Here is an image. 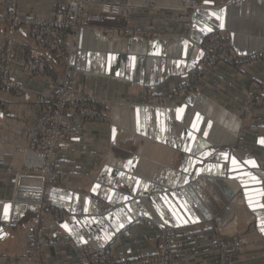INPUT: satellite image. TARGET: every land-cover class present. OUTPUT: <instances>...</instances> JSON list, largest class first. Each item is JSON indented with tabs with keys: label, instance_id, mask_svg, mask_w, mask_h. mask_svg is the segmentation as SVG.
<instances>
[{
	"label": "crops",
	"instance_id": "1",
	"mask_svg": "<svg viewBox=\"0 0 264 264\" xmlns=\"http://www.w3.org/2000/svg\"><path fill=\"white\" fill-rule=\"evenodd\" d=\"M63 2L19 0L18 12L52 18ZM130 2V20L110 15L103 23L111 34L81 30L74 74L79 92L110 101L115 124L87 121L75 127L70 146L57 157L58 186L48 194L40 176L0 172V264H25L41 200L64 212L47 229L43 264H76L87 243L105 246L121 260L154 254L161 223L175 228L189 255L176 264H219L212 247L215 228L224 234L261 230L264 112L251 126L241 109L246 95L255 92L252 81L264 84V58L241 72L217 64L199 82V94L175 108L143 106L146 88L169 94L200 65L202 52L178 34L182 24L172 9L179 0ZM7 8L0 5V12ZM227 29L237 52L264 49V0H203L192 38L201 42L208 33ZM8 37L15 41L14 73L30 91L16 96L0 89V156L29 165L39 162L29 144L41 113L32 106L36 92L49 85L27 76L20 62L42 59L44 51L25 24L14 30L0 24V47ZM232 147L238 150L231 153ZM131 176L141 178L134 192V184L122 188ZM109 184L121 189L116 204ZM6 205L11 206L7 218ZM64 236L72 242H58ZM231 264H264V248L238 254Z\"/></svg>",
	"mask_w": 264,
	"mask_h": 264
},
{
	"label": "built area",
	"instance_id": "2",
	"mask_svg": "<svg viewBox=\"0 0 264 264\" xmlns=\"http://www.w3.org/2000/svg\"><path fill=\"white\" fill-rule=\"evenodd\" d=\"M182 1L183 14L189 15L187 22L190 30L193 28L197 10L203 6V0ZM18 4L19 0H0V5L8 6L7 10L0 12V24H8L12 30L23 24L29 27L32 38L44 51L45 57L42 60L23 62L21 65L30 77L48 78L51 90L37 92L32 106L34 111L41 113L35 126L36 138L32 141L39 162L17 172L18 175L29 174L43 177L45 190L49 191L59 177L58 154L70 146L75 136L73 116L78 115L84 120L98 122L110 121L107 112L101 108L106 101L94 96H85L76 87L74 73L78 70L76 60L80 30L88 28L103 35L102 30H98L93 24H103L110 15H122L129 18L134 5L130 1L122 5L116 1L101 3L100 0H66V3L56 9L52 18L39 19L19 14ZM90 4H99V10L90 11ZM186 37L188 38V35ZM196 46L202 52L201 63L186 77L182 91H186L187 86L191 85L197 77H201L219 62L235 65L264 56V49L246 54L237 52L231 34L226 30L208 33ZM14 62V40L8 37L0 47V87L4 91L13 90L16 95H23L30 90L13 74ZM60 68L63 69V74L57 72ZM179 90L176 92L178 93ZM177 93L173 97L177 96ZM158 100L153 105H168V103L165 104L166 97L161 96ZM176 101L174 107L182 103L179 98H176ZM152 102L153 100H150L142 105L147 106ZM4 170L15 171L14 163L7 161L5 156H0V172ZM51 214L55 219H59L64 212L61 209H52L48 203H43L31 227L32 237L29 249L24 256L25 264H42L41 249L49 244L46 231ZM261 236L264 238V233ZM155 241L157 250L154 254L124 260L118 259L105 246L87 243L81 248L76 264H176L183 257L184 254L180 249V242L173 226L161 223ZM58 242L70 243L72 239L64 236ZM246 243L243 238H234L224 244H220L216 239L214 247L221 249L223 256L221 262L225 264L227 252L240 250Z\"/></svg>",
	"mask_w": 264,
	"mask_h": 264
},
{
	"label": "rangeland",
	"instance_id": "3",
	"mask_svg": "<svg viewBox=\"0 0 264 264\" xmlns=\"http://www.w3.org/2000/svg\"><path fill=\"white\" fill-rule=\"evenodd\" d=\"M101 1V0H100ZM130 0H127V2H129ZM197 1H202V0H197ZM231 1V0H230ZM126 2V3H127ZM181 2L183 3V1L182 0H179V4H178V6H176V7H174L172 10L174 11V18L178 21V22H180L181 24H182V30H181V32L180 33H178V34H180L181 36H185L186 37V35H188V39L189 40H191L192 41V43L193 44H197L198 43V41H195L194 40V38H192V29H190L189 30V27H188V17H189V15L187 14L186 16L183 14L184 13V11H183V5L181 6ZM64 3H66V0H64V2L62 3V4H64ZM101 3H102V1H101ZM126 3H124L125 5H126ZM62 4H60L58 7H60ZM124 4H122V5H124ZM134 7V6H133ZM99 8H100V6H99V4L97 5V4H90L89 5V10L90 11H98L99 10ZM132 10V9H131ZM130 10V11H131ZM189 11H190V9H189ZM120 16H122V15H120ZM130 16H131V12H130ZM122 17H124L125 18V20H130V17L128 18V17H126V16H122ZM93 26H95L98 30H102V32H103V35H108V34H111V32L109 31V29L108 28H104L103 27V24H93ZM16 29V28H15ZM83 29V28H82ZM81 29V30H82ZM81 30H80V33H79V41H78V53H79V50H80V47H79V42H80V34H81ZM125 32H126V34H129V35H136L137 33L136 32H134L132 29H125L124 30ZM129 31H131L130 33H129ZM228 33H230L231 34V31L230 30H226ZM124 32V33H125ZM100 35H102V34H100ZM151 36H156V37H164L163 35L164 34H162V33H159V32H151V34H150ZM190 36V37H189ZM14 40V39H13ZM32 40L34 41V39L32 38ZM195 42V43H194ZM197 47V49H198V46H196ZM196 50V49H195ZM199 50V49H198ZM200 51V50H199ZM14 57H15V62H16V60H17V57H16V54H15V41H14ZM44 57H45V53H44ZM43 57V58H44ZM42 58V59H43ZM260 58H264V56H262V57H258V58H255V59H252V60H249V61H247V62H240V63H236L235 65H232V64H229V63H225V62H219V63H224V64H227V65H229V66H231V67H233L236 71H238V72H241V71H243L244 69H246L247 67H249V66H251L256 60H258V59H260ZM42 59H39V60H42ZM18 61V60H17ZM27 61H37V60H27ZM27 61H21L20 62V64H22L23 62H27ZM77 61V60H76ZM14 62V63H15ZM219 63H217V64H219ZM217 64H215L208 72H205L203 75H201V77H197L196 78V82L193 84V83H191V85H188L187 86V90L185 91H182L183 90V83L185 82V80L182 82V83H180V84H178L177 86H175L172 90H171V92L169 93V94H167V95H165V94H156L155 92H154V90L152 89V88H146L145 90H144V96H143V99H142V102H141V104H144L145 102H149L150 100H153V102L152 103H149V105H147V106H154V107H172V108H175L174 106L176 105V98H179L181 101H182V103H185V102H187V101H189V99H191L192 97H194V96H196L197 94H199V82L201 81V79L206 75V74H208L209 72H211L212 70H213V68L217 65ZM22 66V65H21ZM23 67V66H22ZM23 70H24V67H23ZM25 71V70H24ZM194 71V70H193ZM27 72V71H26ZM57 72H60L59 74H61L62 72H63V69L62 68H60L59 69V71H57ZM76 72V71H75ZM192 73V72H191ZM190 73V74H191ZM13 74L18 78V75L16 74V73H14V69H13ZM63 74V73H62ZM75 74V73H74ZM26 75L27 76H29L28 75V73H26ZM56 75V74H55ZM30 77V76H29ZM36 77H41V78H43L46 82H47V84L49 85L48 86V88L46 87V89L45 90H43V91H37V92H49L50 90H51V84L49 83V81H48V78H46V77H44V76H36ZM36 77H30V78H36ZM74 79H75V76H74ZM186 79V78H185ZM253 80V79H252ZM21 82V81H20ZM22 83V82H21ZM252 84H253V86H254V88H255V92H251V93H249V94H247L246 95V97H245V99H244V101H243V104H242V109H241V111H242V113H243V115L246 117V118H250V124H251V126L253 125H255V123H256V120H257V116H258V113H260V111L263 113L264 112V84H262V83H259V82H257V80H253L252 81ZM27 87V86H26ZM28 88V87H27ZM0 89L1 90H3L1 87H0ZM29 89V88H28ZM180 89V90H179ZM30 90V89H29ZM179 90V92L177 93L176 91H178ZM4 91V90H3ZM10 92H13L14 93V95H16L15 94V92L12 90V91H10ZM37 92H36V94H37ZM177 93V96H175V97H173V95L174 94H176ZM25 94V93H24ZM83 95H85V96H91V95H88V94H84V93H82ZM16 96H21V95H16ZM161 96H164V97H166V99H167V102L165 103V104H167L168 103V105H165V106H157V104H156V106L155 105H153V103L155 102V101H157L158 99H159V97H161ZM95 97V96H94ZM98 98V97H97ZM101 99V98H100ZM103 100H105L106 102L103 104V105H101V108L105 111V112H107V115L109 116V118H110V121L109 122H100V123H108V124H110V125H114L115 124V122H114V120H113V118L111 117V115H110V110H109V103H110V101H108V100H106V99H103ZM159 101V100H158ZM157 101V102H158ZM181 103V104H182ZM181 104H179V105H181ZM34 105V104H33ZM178 105V106H179ZM144 106V105H143ZM177 107V106H176ZM87 121H92V122H98V121H95V120H84V119H82L80 116H78V115H74L73 116V124H74V126L76 127V126H79L81 123H84V122H87ZM35 132H36V129H35ZM37 134V133H36ZM36 138V137H35ZM34 138V139H35ZM33 139V140H34ZM32 140V141H33ZM32 141L30 142V147L33 149V151L37 154V152H36V149L35 148H33V146H32ZM238 150V148H236V147H232L231 149H230V152L232 153H234L235 151H237ZM22 152L23 153H25V150H22ZM37 156H38V154H37ZM6 158V157H5ZM7 159V158H6ZM8 161V160H7ZM10 162H12V161H10ZM13 163H14V168H15V171H16V173H17V176H22V175H29V174H19L18 175V172H19V170L20 171H22V170H25L26 168H28L29 166H33V165H35L37 162H35V163H31V164H29V165H25V164H22V165H19V164H16L14 161H13ZM16 168H19V170H17ZM4 171H6V172H14V171H7V170H4ZM4 171H2V172H4ZM18 171V172H17ZM30 176H33V175H30ZM41 177V176H40ZM59 177H60V173H59ZM59 177H58V180H57V182H56V184L53 186V187H57L58 186V182H59ZM131 178L133 179V181L131 182V179L130 180H128L127 181V183L126 184H124L123 186H122V188L124 189V188H127V186L129 187V186H131V184H134V189H133V187H132V189H133V191L132 192H134L135 190H137L138 188H136V183H135V180L138 178V177H133V176H131ZM42 179H43V177H42ZM138 179H141V178H138ZM143 180V179H142ZM144 182H146L147 183V181L146 180H143ZM43 192H44V194H48L49 192H50V190L49 191H46L45 190V181H44V179H43ZM108 187H109V189H112V190H114V192H115V197H117L116 198V200H114V204H116L117 203V201H120L121 200V195H120V188H117V187H115V186H113L112 184H109L108 185ZM148 187V186H147ZM145 188L146 189V191H144V193H142L143 195H147V193L149 192L148 191V188ZM141 194V195H142ZM117 195V196H116ZM120 199V200H119ZM263 201H264V198H263ZM43 203H48L46 200H41V205L43 204ZM49 204V203H48ZM41 205H40V208H39V210L41 209ZM38 213H39V211H38ZM37 216H38V214H37ZM63 216V214L61 215V217ZM60 217V218H61ZM37 219V218H36ZM55 220H58V219H55V217L53 216V214H51V216H50V218H49V220L47 221V224H48V227L50 226V223H52L53 221H55ZM32 227V226H31ZM158 232V231H157ZM264 233V231H261V230H259L256 226H255V228L254 229H251V230H248L246 233H237V234H224L223 232H222V230H221V228H215L214 229V232H213V234H212V239L214 240V242H213V244H212V247H213V249H214V251H216L217 252V254H218V258H219V264H223L222 262H221V260L223 259V256H222V251H221V249H218V248H215L214 246V243H215V241H216V239L218 240V242L220 243V244H224V243H228L229 241H231V240H233L234 238H243L247 243L245 244V246L243 247V248H241L240 250H230V252L228 253L227 252V254H226V262H225V264H231V262H232V260H233V258L236 256V255H238V254H242V253H245V252H247V251H249V250H252V249H254L255 247H257V246H261V247H263L264 248V238L261 236V234H263ZM46 237H47V231H46ZM224 237H226L225 239H222V238H224ZM178 239V238H177ZM179 240V239H178ZM156 242V241H155ZM180 242V241H179ZM65 243H69V242H65ZM48 245V244H47ZM47 245H44L43 247H42V249H41V256H40V262L43 264V262H42V250H43V248L45 247V246H47ZM29 246H30V244H29ZM28 249H29V247H28ZM28 249H27V251H28ZM180 249H181V251L183 252V257L181 258V259H179L178 260V262H180V261H187L188 260V258H189V255H185V253H184V250L182 249V243L180 242ZM156 250H157V245H156ZM26 251V252H27ZM81 251V250H80ZM80 251H79V253H80ZM79 253H78V256H79ZM113 253V252H112ZM78 256H77V260H78ZM143 257V256H142ZM24 262H25V258H24ZM177 263V262H176Z\"/></svg>",
	"mask_w": 264,
	"mask_h": 264
},
{
	"label": "snow or ice",
	"instance_id": "4",
	"mask_svg": "<svg viewBox=\"0 0 264 264\" xmlns=\"http://www.w3.org/2000/svg\"><path fill=\"white\" fill-rule=\"evenodd\" d=\"M213 15H215V13H213ZM221 26H222V25H221ZM261 142L264 143V140H262ZM129 163H131V162H129ZM233 163H236V161H235L234 158H233ZM250 163H253V164H254V162H251V161H250ZM249 203H250V205H251V204H252V201L250 200ZM262 206H264V205H262ZM10 207H11L10 205H6L5 208H4V215H5V218H7V216H8V212H9V208H10ZM261 224H262L261 231H264V220L261 221ZM121 226H122V225H121ZM65 227H67V225H65Z\"/></svg>",
	"mask_w": 264,
	"mask_h": 264
},
{
	"label": "bare ground",
	"instance_id": "5",
	"mask_svg": "<svg viewBox=\"0 0 264 264\" xmlns=\"http://www.w3.org/2000/svg\"><path fill=\"white\" fill-rule=\"evenodd\" d=\"M195 43V42H194ZM197 45V44H196Z\"/></svg>",
	"mask_w": 264,
	"mask_h": 264
}]
</instances>
